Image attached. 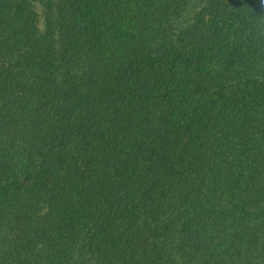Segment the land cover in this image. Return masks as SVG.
Returning a JSON list of instances; mask_svg holds the SVG:
<instances>
[{
    "label": "trees",
    "instance_id": "obj_1",
    "mask_svg": "<svg viewBox=\"0 0 264 264\" xmlns=\"http://www.w3.org/2000/svg\"><path fill=\"white\" fill-rule=\"evenodd\" d=\"M0 264H264V0H0Z\"/></svg>",
    "mask_w": 264,
    "mask_h": 264
}]
</instances>
